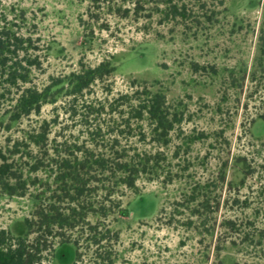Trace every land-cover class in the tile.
<instances>
[{
    "label": "rangeland",
    "instance_id": "rangeland-1",
    "mask_svg": "<svg viewBox=\"0 0 264 264\" xmlns=\"http://www.w3.org/2000/svg\"><path fill=\"white\" fill-rule=\"evenodd\" d=\"M181 1L188 11L173 19L164 2L160 9L146 2L138 16L136 0H112L93 14L91 0H0V31L16 40L12 55L35 62L24 64L27 85L45 99L18 120L11 119V100H0V148L29 131L47 130L50 147L82 141L87 103L104 105L99 120L114 123L120 116L108 113L109 104L153 84L183 117L162 147L172 164L165 171L179 176L165 183L142 175L127 190L129 215L111 223L120 233L115 264H264V0ZM120 6L131 8L129 16L115 12ZM108 58L114 71L74 101L72 73ZM199 184H207L210 205H201L200 216L191 209L203 196L186 204ZM38 190L11 196L0 189V227L25 235ZM189 218L195 224H183ZM83 251L80 264H89L92 252ZM76 252L74 242L58 243L50 261L72 264Z\"/></svg>",
    "mask_w": 264,
    "mask_h": 264
},
{
    "label": "trees",
    "instance_id": "trees-1",
    "mask_svg": "<svg viewBox=\"0 0 264 264\" xmlns=\"http://www.w3.org/2000/svg\"><path fill=\"white\" fill-rule=\"evenodd\" d=\"M111 2L91 0L88 14H93V8L101 9ZM146 2H154L158 9L164 2L166 16L173 19L184 17L188 11L181 0H136L138 6L134 10L138 16L140 11L146 10ZM115 12L127 17L131 8L115 7ZM7 35L0 31V100H11V119L18 120L37 111L45 99L43 91L27 85L30 71L24 64L32 66L35 62L12 55L16 53L12 46L18 44ZM261 51L264 53V45ZM261 57L257 58L260 62ZM111 64L109 58L96 66L82 63L71 75L73 86L68 94L74 101L84 96L97 79L114 71ZM109 108L108 113L115 112L120 117L114 123L105 124L99 120L106 112L105 106L100 108L94 107L93 102L87 103V111L80 113L86 134L82 141L56 142L50 147L47 130L29 131L13 141L7 150L0 148V189L3 192L25 196L31 186L39 185L34 210L26 217L27 233L15 235L10 229L0 227V264H53L50 258L56 244L66 242H74L77 247L72 264L83 262V249L92 252L89 264H115L120 233L111 223L119 216L129 215L123 202L127 190L136 188L142 175L150 181L161 179L165 183L179 176L165 171L172 164L167 162L168 156L162 147L168 145L171 132L183 117L181 112L171 109L161 88L145 84L133 93L119 95ZM144 121H147L146 128ZM148 136L150 141H146ZM124 137L136 138L135 143H123ZM189 139L191 142L194 137ZM138 142L158 147L155 151L148 150L139 147ZM177 156L176 152L174 157ZM40 171L49 172L47 179H41ZM32 174L35 176L31 177ZM220 180L226 181L225 174ZM205 186H194L186 199L189 204L203 196L198 207L191 209L194 215L200 216L203 206L210 207ZM193 223L195 221L189 218L183 224L191 226Z\"/></svg>",
    "mask_w": 264,
    "mask_h": 264
}]
</instances>
